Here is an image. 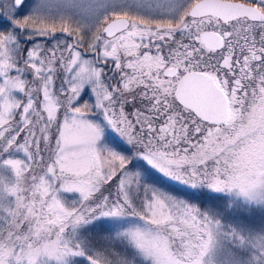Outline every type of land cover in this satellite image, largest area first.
I'll return each mask as SVG.
<instances>
[{"label":"snow or ice","instance_id":"obj_1","mask_svg":"<svg viewBox=\"0 0 264 264\" xmlns=\"http://www.w3.org/2000/svg\"><path fill=\"white\" fill-rule=\"evenodd\" d=\"M12 2L13 30L0 32V169L11 174L0 175V264H264V225L226 226L146 177L264 211V0H37L23 20L26 0ZM57 31L74 37L63 49L35 39ZM244 80L258 81L251 94ZM97 221L119 225L131 256L90 247L82 234Z\"/></svg>","mask_w":264,"mask_h":264},{"label":"rangeland","instance_id":"obj_2","mask_svg":"<svg viewBox=\"0 0 264 264\" xmlns=\"http://www.w3.org/2000/svg\"><path fill=\"white\" fill-rule=\"evenodd\" d=\"M37 2V0H28L25 5L20 8L15 13V19L23 20L26 16H28L33 8V5ZM53 4L57 2V0H51ZM155 2V0H153ZM183 2V0H181ZM13 12V2L12 0H0V32H8L13 30V25L11 22L6 19V15ZM74 19H79L78 16L74 15ZM17 32H22L24 30L16 29ZM80 35L84 37L83 43L84 47H82L80 50L82 52V55L85 58H92L93 53L87 50V44L89 42L91 33L85 29L83 30ZM36 41L43 42V46L45 49H47L49 46H51L57 39H60L64 41V43L60 44V48L63 49L67 43H70L74 37H69L65 33H62L60 31H57L55 33V36L51 38L46 37H36ZM25 47H28V44H25ZM111 66H106L107 68H110ZM109 75H112L110 72ZM26 78L29 81L33 80V76L31 74V71H28L26 73ZM62 79V73L57 74V77L55 78V84L58 86L61 83ZM21 99H25L21 96ZM85 100H89V97H84ZM60 113H63V109L60 110ZM60 115V114H58ZM97 118V117H93ZM62 122V121H61ZM54 131V128H53ZM109 139H111L114 143L120 144L123 147L122 141H120V138L116 136L115 134H110ZM41 155L43 156V160H39L33 164L32 173L31 174H41L43 167L48 163L49 153L48 152H42ZM12 156L19 159H25L23 153H16L12 152ZM129 167H132L129 165ZM0 175H8L9 178H11L10 173H5L3 169H0ZM146 177L149 180L150 183H154L157 187L166 190V191H173V192H179L182 191H188L190 194V201L191 197H195V195L201 196L203 198L206 197L207 204L203 207L198 206L202 212H207L211 214H215L217 219H220L222 224L229 226L235 223H238L239 221L243 220L246 223L259 227L261 225H264V211L256 210L250 213H241L239 211V206L234 208L233 210L229 211L225 207L226 199L228 198H219L222 196V194L212 193L205 191L203 194H192L191 190H186L183 188V186L178 185L174 182L168 181L165 178H163L159 173H156L153 170H148L146 173ZM30 183V181H29ZM116 181H112V184L114 185ZM142 184L144 181L141 182ZM169 188V189H168ZM141 194H143V189H141ZM61 196L63 199L68 201L69 203H73L76 200H78V194L75 193H61ZM14 197L10 198V201L12 202V206L14 207ZM193 203V202H191ZM215 204V205H214ZM0 216H6V213L0 212ZM4 225V221L0 220V226ZM119 225L117 223H114L112 221H97L95 225L91 226L90 231L83 233L82 235L86 237L87 241L90 244V247L93 250L98 251H105L109 248H114L117 251L120 252H126L129 256H131V253L128 249L122 248L121 242L118 241L115 238V231ZM23 229H21L22 231ZM225 247H229L227 242H225Z\"/></svg>","mask_w":264,"mask_h":264},{"label":"flooded vegetation","instance_id":"obj_3","mask_svg":"<svg viewBox=\"0 0 264 264\" xmlns=\"http://www.w3.org/2000/svg\"><path fill=\"white\" fill-rule=\"evenodd\" d=\"M28 0H26V2H27ZM239 1V0H238ZM258 32H259V29L257 28L256 29V34H257V37H258ZM244 35H245V33L243 32V30H241V32H240V34H239V37H236V38H238L239 40H240V43L241 44H243V37H244ZM180 38V35H179V33H177V35H176V39H179ZM185 42H187V41H185ZM174 46V41L173 42H169L163 49H162V51L163 52H166L167 51V48H169V47H173ZM141 51H145L144 49H142ZM154 51V50H153ZM237 57H240L241 59H242V54H241V52H240V50H239V46H237L235 49H234V56H233V59H236ZM253 66H255V62H253ZM256 75V73L254 72L253 73V76H255ZM258 83V81H251V80H244V81H242V84H244L246 87H247V90H248V92H249V94H251V91H252V87H255L256 86V84ZM230 86H231V84H230ZM237 95L239 96V95H241V93L240 92H238L237 93ZM246 104H247V101H246ZM197 135H199V134H197Z\"/></svg>","mask_w":264,"mask_h":264},{"label":"trees","instance_id":"obj_4","mask_svg":"<svg viewBox=\"0 0 264 264\" xmlns=\"http://www.w3.org/2000/svg\"><path fill=\"white\" fill-rule=\"evenodd\" d=\"M168 189H169V188H168ZM179 192H187L188 195L190 194L188 191H182V190H180ZM189 197H190V195H189ZM191 202H193V203L196 204L197 206H200V207H203V208H204V206L207 204L206 197L203 198V197L198 196V195H195V197H191ZM214 205H215V204H214ZM120 244L122 245V243H120ZM122 248H124L123 245H122Z\"/></svg>","mask_w":264,"mask_h":264},{"label":"water","instance_id":"obj_5","mask_svg":"<svg viewBox=\"0 0 264 264\" xmlns=\"http://www.w3.org/2000/svg\"><path fill=\"white\" fill-rule=\"evenodd\" d=\"M239 2V1H238Z\"/></svg>","mask_w":264,"mask_h":264}]
</instances>
